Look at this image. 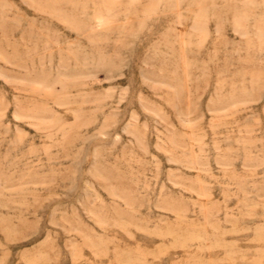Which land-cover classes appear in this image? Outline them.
<instances>
[{
    "label": "rangeland",
    "instance_id": "obj_1",
    "mask_svg": "<svg viewBox=\"0 0 264 264\" xmlns=\"http://www.w3.org/2000/svg\"><path fill=\"white\" fill-rule=\"evenodd\" d=\"M0 264H264V0H0Z\"/></svg>",
    "mask_w": 264,
    "mask_h": 264
}]
</instances>
